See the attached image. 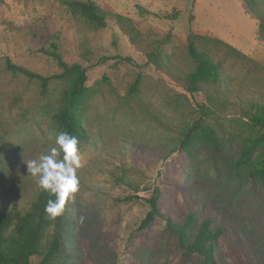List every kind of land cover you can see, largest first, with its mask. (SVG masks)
Returning a JSON list of instances; mask_svg holds the SVG:
<instances>
[{
  "label": "rangeland",
  "instance_id": "374dc122",
  "mask_svg": "<svg viewBox=\"0 0 264 264\" xmlns=\"http://www.w3.org/2000/svg\"><path fill=\"white\" fill-rule=\"evenodd\" d=\"M75 1L95 3L106 25L56 0H0V213L27 211L37 199L40 188L25 162L56 146L49 133L58 132L53 116L69 83L52 80L41 95L39 81L7 64L59 74L41 52L55 44L64 62L86 69L80 111L86 138L78 145L79 191L61 222L51 219L43 241L47 249L53 236L61 237L48 264H181L178 240L164 220L139 229L155 190L164 218L183 223L194 215L195 230L204 221L225 227L214 264H264V187L233 167L245 141L264 135L246 115L264 105L259 21L241 0ZM257 2L255 11L264 12V0ZM190 33L199 38L196 49L220 66L218 81L194 95L185 82L195 66L187 55ZM200 118L222 141L221 153L199 138L181 147L183 132Z\"/></svg>",
  "mask_w": 264,
  "mask_h": 264
},
{
  "label": "trees",
  "instance_id": "16d2710c",
  "mask_svg": "<svg viewBox=\"0 0 264 264\" xmlns=\"http://www.w3.org/2000/svg\"><path fill=\"white\" fill-rule=\"evenodd\" d=\"M62 6L73 12H77L89 22L98 26L106 25V18L100 8L91 1L56 0ZM245 10L257 21H259V39L264 42V12L255 11V2L261 0H241ZM257 2V3H258ZM262 12V13H259ZM259 14V15H258ZM178 13L170 16L172 20L177 18ZM119 23L121 18H117ZM168 19V18H167ZM120 23V24H121ZM123 26V24H121ZM122 31L124 26L121 27ZM198 36L190 33L187 41V55L195 63L194 69L186 76V89L194 95L201 91V85L216 83L220 76V66L212 61L205 52L196 49ZM132 41H135L132 40ZM211 43L226 48L230 53L241 56L235 49L217 39H210ZM45 55L51 57L60 69L59 74L52 76H42L29 71L28 69L10 64L7 69L14 73L27 77L30 80H37L40 83L41 95L46 93L48 84L52 80H68V86L62 97V103L57 113L53 116L56 129L67 131L78 137L79 142L85 140L86 135L82 128L80 116L81 105L86 94V69L78 64L68 65L63 61L58 53L55 44L51 45V50H41ZM129 61V59H126ZM140 82L137 77L131 86L134 93ZM247 117L254 126L264 128V105H253L247 112ZM195 138L203 140L221 153L223 151L222 141L215 132L205 124L200 118L183 132L180 145L187 149ZM264 135L249 138L245 141L244 148L239 158L233 163L235 169L247 170V175L251 179L259 180L264 187ZM260 149V152H258ZM122 182V180H120ZM124 183V182H122ZM129 185L128 183H125ZM49 199H55L47 192L39 190L37 199L31 204L27 211H11L0 213V264H31V260L42 255L39 264H48L59 252L61 248V237L55 235L50 240L47 249L44 248V239L48 229L52 224L44 211ZM130 200V198H128ZM138 199V198H134ZM159 192L155 190L153 195L147 200L149 210L141 221L139 229L148 228L156 219H162L166 223L167 230L174 234L178 240V247L183 253L181 264H191L194 260L200 259L205 264H214L213 256L217 253V242L221 236L226 235V229L222 225L215 228L210 227L209 221H204L196 230L194 228V215H189L183 223H175L168 218H164L158 209ZM57 224L61 222L56 218Z\"/></svg>",
  "mask_w": 264,
  "mask_h": 264
},
{
  "label": "clouds",
  "instance_id": "9594fccd",
  "mask_svg": "<svg viewBox=\"0 0 264 264\" xmlns=\"http://www.w3.org/2000/svg\"><path fill=\"white\" fill-rule=\"evenodd\" d=\"M53 137L56 146L48 154L25 163L39 188L55 197L47 201L44 209L47 217L55 220L64 214L66 206L76 198L75 194L79 191L77 170L82 167V162L77 136L67 131H53L49 133V138ZM79 222H84L83 216Z\"/></svg>",
  "mask_w": 264,
  "mask_h": 264
}]
</instances>
